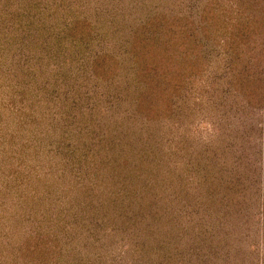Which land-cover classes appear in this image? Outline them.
I'll return each instance as SVG.
<instances>
[{"label": "rangeland", "instance_id": "rangeland-1", "mask_svg": "<svg viewBox=\"0 0 264 264\" xmlns=\"http://www.w3.org/2000/svg\"><path fill=\"white\" fill-rule=\"evenodd\" d=\"M2 6L0 264H264V0Z\"/></svg>", "mask_w": 264, "mask_h": 264}, {"label": "trees", "instance_id": "trees-1", "mask_svg": "<svg viewBox=\"0 0 264 264\" xmlns=\"http://www.w3.org/2000/svg\"><path fill=\"white\" fill-rule=\"evenodd\" d=\"M9 15V9L8 11H6L4 9V6L0 7V36L2 38V40H6V37L8 35H2L1 33L2 32H5L6 30H8L9 28H12L8 23L7 21H10V18L8 17ZM27 15L30 16V19H31V14L29 12H27ZM11 22V21H10ZM32 23H33V20H28L27 22L23 23L20 25V31H21V39H18V41L20 43H24L27 41V39L31 38L32 36H36V34H34V32H39V29L36 28L34 30H32ZM77 24V23H75ZM77 27H72V28H68V32L67 33H74L76 32L77 30ZM42 38V37H41ZM59 39V38H58ZM44 43V39H43V42L42 44ZM0 49H2L4 52L5 50L3 49V44L0 45ZM3 56V55H2ZM151 85V84H150ZM140 94V93H139ZM140 97H145V98H149L150 97V93H147V94H144V95H141ZM158 101H164L163 99V96L159 97L157 99ZM142 103V101L140 100V104ZM154 103V101H153ZM182 257H184V253L182 254Z\"/></svg>", "mask_w": 264, "mask_h": 264}]
</instances>
